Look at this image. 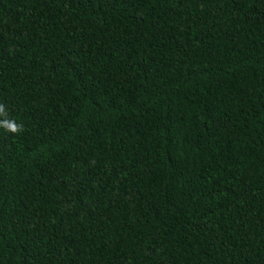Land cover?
Returning <instances> with one entry per match:
<instances>
[{"label":"trees","instance_id":"16d2710c","mask_svg":"<svg viewBox=\"0 0 264 264\" xmlns=\"http://www.w3.org/2000/svg\"><path fill=\"white\" fill-rule=\"evenodd\" d=\"M0 264H264V0H0Z\"/></svg>","mask_w":264,"mask_h":264},{"label":"clouds","instance_id":"9594fccd","mask_svg":"<svg viewBox=\"0 0 264 264\" xmlns=\"http://www.w3.org/2000/svg\"><path fill=\"white\" fill-rule=\"evenodd\" d=\"M4 111V107L0 105V114H3ZM0 127L13 134L23 130V125H17L15 121L9 119L0 120Z\"/></svg>","mask_w":264,"mask_h":264}]
</instances>
